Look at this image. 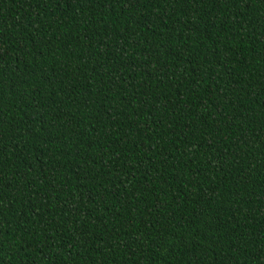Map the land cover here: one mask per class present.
Here are the masks:
<instances>
[{"label": "trees", "instance_id": "1", "mask_svg": "<svg viewBox=\"0 0 264 264\" xmlns=\"http://www.w3.org/2000/svg\"><path fill=\"white\" fill-rule=\"evenodd\" d=\"M0 264H264V0H0Z\"/></svg>", "mask_w": 264, "mask_h": 264}]
</instances>
